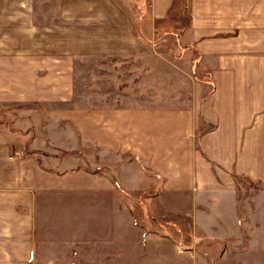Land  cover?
<instances>
[{
  "label": "crops",
  "instance_id": "0c3cea01",
  "mask_svg": "<svg viewBox=\"0 0 264 264\" xmlns=\"http://www.w3.org/2000/svg\"><path fill=\"white\" fill-rule=\"evenodd\" d=\"M175 1L150 0L152 19L166 20ZM189 1L182 43L209 82L186 74L188 98L164 105L114 0H0V106H22L0 131V264H214L180 247L182 217L225 245L221 261L232 249L238 263L257 251L251 264H264V0ZM87 62L108 65L109 79L138 64L150 77L133 87L128 76L121 106L79 107ZM150 81L158 95L133 106ZM239 178L262 190L251 224ZM246 228L250 243L237 246Z\"/></svg>",
  "mask_w": 264,
  "mask_h": 264
},
{
  "label": "rangeland",
  "instance_id": "374dc122",
  "mask_svg": "<svg viewBox=\"0 0 264 264\" xmlns=\"http://www.w3.org/2000/svg\"><path fill=\"white\" fill-rule=\"evenodd\" d=\"M114 1L131 17L136 25L142 44L141 54L139 56L140 61L143 62V65H151L150 67L153 68L151 73H157L155 76L161 81H158V92L163 93L162 103L164 105H168L169 103L170 105H177L179 101H184L188 98L190 93L189 89H187V81L189 78H187L186 74L194 76L199 84L209 82V75L201 68L200 57L186 44L182 43V39L186 35V31L190 25L189 0H176L167 19L161 22H156L152 19L148 3L150 0ZM158 42L159 44L156 47L155 43ZM107 66L95 62H87L84 66L78 68L75 102L77 106L86 108L96 105L104 107L121 106V100L117 98L118 92L122 90V88L119 89L120 84L130 76L135 79L132 84L133 87H136L137 84L148 80V77H150L146 76L148 69L138 64L116 66L114 73L111 71L109 79V73L103 74L101 70ZM128 67L132 69L131 72H128L130 75L119 74L123 68H125L123 70H127ZM154 84L157 86V82L150 81L146 87L143 86L144 89L140 88L138 91L136 90L131 93L133 106L134 104H137V106L143 105L146 101L149 102L158 95V93H151L152 90L155 91ZM171 96L173 97L171 98ZM172 99L175 101L173 102ZM21 107L0 106V131L9 134L13 130L14 117L18 116L17 113ZM261 191L258 183L247 178L237 179L239 213L245 219V224H251L249 218L254 211L252 199L255 194ZM137 218L139 221L141 220L140 216ZM168 222L169 218H164L163 223L165 224V229H167ZM168 226L171 227L170 224ZM172 228H174V235L176 233L180 235L181 241L179 244L183 250L195 248V250L206 256L209 260H214V264H241L237 262L235 257L237 250L232 249L230 253L233 256L221 261L220 255L226 248L225 245L221 244L213 247L215 243L205 241L206 239L203 237V234L198 229H195L190 219L182 217V219H179L178 225ZM251 228L253 229L250 225V230ZM168 233L164 232L166 235ZM242 237L243 241L241 243L239 242L237 246L249 245L251 234L248 228L243 230ZM226 245L234 244H230L229 241ZM210 247L211 249H207ZM243 250L245 251V249ZM209 253L212 255H209ZM257 256L258 253L255 251L249 258L244 259V262L247 260L251 264V262L256 260Z\"/></svg>",
  "mask_w": 264,
  "mask_h": 264
}]
</instances>
